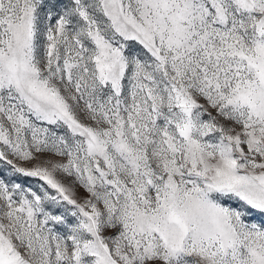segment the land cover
<instances>
[{
	"label": "snow or ice",
	"instance_id": "snow-or-ice-1",
	"mask_svg": "<svg viewBox=\"0 0 264 264\" xmlns=\"http://www.w3.org/2000/svg\"><path fill=\"white\" fill-rule=\"evenodd\" d=\"M0 264H264V0H0Z\"/></svg>",
	"mask_w": 264,
	"mask_h": 264
}]
</instances>
